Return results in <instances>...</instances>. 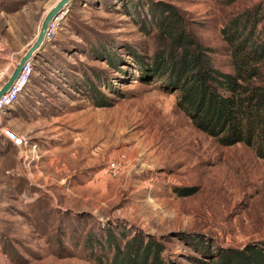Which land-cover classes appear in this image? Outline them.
Returning <instances> with one entry per match:
<instances>
[{"label":"rangeland","instance_id":"1","mask_svg":"<svg viewBox=\"0 0 264 264\" xmlns=\"http://www.w3.org/2000/svg\"><path fill=\"white\" fill-rule=\"evenodd\" d=\"M57 2L0 0L3 84ZM256 8L264 0H73L5 110L29 146L0 141V264H98L90 239L107 252L156 241L176 264H212L261 240L264 161L199 131L150 73L168 50L156 13L176 14L226 69L221 30Z\"/></svg>","mask_w":264,"mask_h":264},{"label":"trees","instance_id":"2","mask_svg":"<svg viewBox=\"0 0 264 264\" xmlns=\"http://www.w3.org/2000/svg\"><path fill=\"white\" fill-rule=\"evenodd\" d=\"M155 16L168 50L152 61L153 81L178 94V108L199 131L221 146L245 145L264 161V11L247 10L221 30L226 69L216 65L210 48L179 29L176 14ZM100 240L88 241L91 250L98 247V264H176L156 241L133 239L123 250L107 252ZM212 264H264V237L217 251Z\"/></svg>","mask_w":264,"mask_h":264},{"label":"built area","instance_id":"3","mask_svg":"<svg viewBox=\"0 0 264 264\" xmlns=\"http://www.w3.org/2000/svg\"><path fill=\"white\" fill-rule=\"evenodd\" d=\"M32 74L31 61L27 63L18 80L14 83L12 89L0 100V141L3 139L9 142L14 148L26 149L29 146V141L21 134L17 133L5 124V119L8 116L6 107L18 100L23 94V90L30 81ZM5 73L0 75V88L5 80Z\"/></svg>","mask_w":264,"mask_h":264},{"label":"water","instance_id":"4","mask_svg":"<svg viewBox=\"0 0 264 264\" xmlns=\"http://www.w3.org/2000/svg\"><path fill=\"white\" fill-rule=\"evenodd\" d=\"M72 2L73 0H58V2L47 13L36 41L22 56L12 74L0 88V100H2L3 97L12 89L14 83L18 80L27 63L30 62L40 51L41 47L44 44L50 25L64 10H66L67 7L70 6Z\"/></svg>","mask_w":264,"mask_h":264}]
</instances>
